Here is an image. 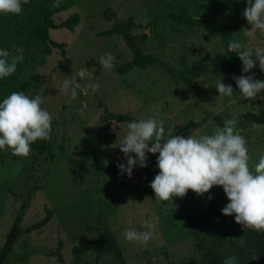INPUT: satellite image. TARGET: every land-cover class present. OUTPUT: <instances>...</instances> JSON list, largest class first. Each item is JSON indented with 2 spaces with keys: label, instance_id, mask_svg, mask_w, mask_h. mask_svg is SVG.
I'll list each match as a JSON object with an SVG mask.
<instances>
[{
  "label": "rangeland",
  "instance_id": "374dc122",
  "mask_svg": "<svg viewBox=\"0 0 264 264\" xmlns=\"http://www.w3.org/2000/svg\"><path fill=\"white\" fill-rule=\"evenodd\" d=\"M186 1L77 0L73 7L53 16L55 23L74 13L80 17L71 32L50 31L52 40L65 44V57L53 49L45 64L36 66L38 88L28 93L52 97L42 105L53 117L51 138L38 141L50 145L53 160H48L46 153L32 151L28 158L13 159L10 150H0V251L27 192L31 194L21 226L29 227L42 220L47 212L50 220L17 239L9 264H190L201 259L195 243L204 230L227 237L235 227L242 229L234 216L222 214L221 209L229 201L221 187H214L203 197L189 191L184 198L157 201L144 168L136 167L131 178L125 173L126 188L111 170L113 165L126 161L118 147L131 122H106L99 104L113 115L127 114L134 121L155 117L163 122L165 137L174 135L175 126L185 128L177 135L184 138L195 130L197 136L212 134L217 128L213 117L217 115L225 121L246 111L264 110V100L249 102L240 96L232 79L234 73L225 71L223 64L226 51H232L231 40L253 49L264 47V34L257 31L255 39H251L243 33L251 30L243 16L248 0H239L237 8L222 14L200 9L210 26L230 28L224 39L168 17ZM153 16L158 18L154 30H150L146 26ZM129 17L139 25L132 34L148 36L146 53L177 71H183L184 63L194 69L190 85L195 96L162 68H134L125 75L97 71L96 64L106 53L115 57L113 63L117 65L131 60L123 39L98 34L110 29L114 20ZM82 68L92 71L94 82L101 85L99 90L85 91L86 80L76 76L71 87H76L77 96L73 98L70 91L59 94L66 76L72 77L74 70ZM252 74L264 81V72L258 65L249 73ZM240 75H244L242 62ZM221 76L224 83L232 85L233 97L218 98L215 85ZM259 95L264 96V92ZM81 108H85L83 117L79 114ZM240 134L247 141L250 167H254L264 155V126L250 125ZM157 159L158 154H149V169L154 177L159 172ZM209 195L213 197L211 201ZM129 199L132 202L128 203ZM209 206L216 211L211 212ZM204 214L209 215L210 225L203 220ZM145 221L156 225L153 239L146 246L127 241L124 230H147ZM104 234L113 235L119 247L117 253L103 256L99 263L92 252L73 254L75 246Z\"/></svg>",
  "mask_w": 264,
  "mask_h": 264
},
{
  "label": "clouds",
  "instance_id": "9594fccd",
  "mask_svg": "<svg viewBox=\"0 0 264 264\" xmlns=\"http://www.w3.org/2000/svg\"><path fill=\"white\" fill-rule=\"evenodd\" d=\"M28 3L29 0H0V15L18 16L23 11L22 6ZM52 6L59 7V0ZM243 16L251 25V30L243 31L245 36L255 39L257 31L264 34V0H248ZM229 48L237 53L242 62L244 75L232 77L240 96L249 102L258 98L264 100V96L259 95L264 92V81L254 74L249 75L257 65L264 72V47L253 49L249 44L231 40ZM22 60V55L11 56L7 49H0V79L15 73L18 62ZM114 60L111 53H106L100 57V64L105 70L112 71ZM76 76L86 80L85 91L91 89L96 92L101 87L94 82L92 71L82 68L74 70L72 77L66 76L59 94L70 91L73 98L77 96L76 87H71ZM215 88L218 98L234 96L232 85L224 83L223 76L218 78ZM51 98L50 95L29 96L19 91L12 92L0 102V150L8 149L14 156L28 158L33 143L51 138L53 117L42 107ZM84 113L85 108H81V117ZM238 123V118L234 116L225 120L223 127H217L210 135L197 136L198 130H195L184 138L173 134L165 137L164 124L155 117L131 122L118 147L126 164L120 163L117 167L121 174L127 173L131 178L137 166L148 167V154H158L159 172L150 183L155 200L167 202L184 198L189 191L203 197L214 187H221L229 201L221 209L222 214L234 216L236 224L245 232L251 230L264 234V155L254 167H250L247 141L238 131ZM252 126L256 127L255 123ZM208 199L211 201L213 197L209 195ZM144 228L147 230L125 229L123 235L129 242L146 246L154 237L156 225L145 221ZM232 239L241 247L247 245L244 236ZM248 251L251 253L249 260L260 259L254 248ZM223 264H239V259L233 255L225 258Z\"/></svg>",
  "mask_w": 264,
  "mask_h": 264
},
{
  "label": "trees",
  "instance_id": "16d2710c",
  "mask_svg": "<svg viewBox=\"0 0 264 264\" xmlns=\"http://www.w3.org/2000/svg\"><path fill=\"white\" fill-rule=\"evenodd\" d=\"M77 0H59V7H53L56 0H29V3L23 5V11L20 15H0V49H7L11 56H23V60L17 64L16 72L11 76L0 79V102L8 97L12 92L22 91L28 95L38 88V74L36 66L44 65L46 58L52 54L53 49H57L61 57H65V44L59 43L50 38V31L56 29H67L70 32L79 24L80 17L77 13L71 14L64 21L55 23L53 16L57 13L63 12L75 5ZM147 1V0H145ZM239 5V0H187L182 3V8L176 13L171 12L168 17L174 19L177 23H184L185 25H194L202 28L208 34L218 36L224 39L228 35L229 27H212L208 24L207 19L200 13L201 8L208 9L212 13L222 14L231 11ZM190 11L192 13H190ZM113 15V14H112ZM197 17V18H196ZM157 16H153L150 22L147 23V28L154 30L156 25ZM139 25L135 24L132 17L125 21L114 20L113 26L102 31L99 34L101 37L116 36L123 39L125 45L131 53V60L117 65L111 72L118 75H125L134 68L145 70L149 67L162 68L175 83H182L186 89L194 95V89L190 85L191 74L194 73L193 68H187L185 63L183 71H177L170 68L166 63L158 59L155 55L145 52V45L147 35H133L134 29ZM158 35V34H157ZM232 51H226L223 64L225 71L233 72L238 76L240 71L241 61ZM93 62H89L91 65ZM97 71L104 69L100 62L96 64ZM186 70V71H185ZM233 82H235L233 80ZM195 96V95H194ZM103 109V119L108 121H117L119 123L134 122V120L127 114L113 115L109 113L106 108L99 104ZM239 123L237 126L238 131H242L250 125L264 126V110L259 112L246 111L237 116ZM233 118V117H232ZM231 118V119H232ZM217 127H223L224 120L221 116L213 117ZM174 135H179L185 128L179 126L174 127ZM103 127H100V131ZM50 145L45 142L36 141L31 145L32 152L40 155L46 153L48 160H53V155L50 151ZM12 158L16 159L12 153ZM126 164V161L122 162ZM120 164V163H119ZM118 164L112 166V172L117 177L120 185L123 188L127 186L126 174H121ZM138 167V166H137ZM150 181L154 179L149 169V154H148V167L144 168ZM30 191L27 192L25 200L21 203L17 217L12 225L10 233L8 234L5 244L0 251V264H9V259L13 251V247L18 238L24 234L31 233L42 228L50 220V212L46 216L34 223L29 227L23 228L21 226L22 218L28 208V200ZM211 212H215L214 206H209ZM203 220L208 225L211 224V219L208 214L203 215ZM244 236L247 241L245 247L238 245L237 241L232 238H239ZM254 248L260 255L259 260H249L250 252L248 249ZM119 251L117 242L112 234H104L89 242L77 245L73 248V254L79 256L83 253L92 252L97 263L101 258L107 254H114ZM195 251L200 255L201 259L198 262L191 261L190 264H223L225 258L230 256H237L239 264H264V234L256 233L255 231H244L241 228L235 227L227 237H220L215 233L203 231L198 235L195 243ZM61 261V259H60Z\"/></svg>",
  "mask_w": 264,
  "mask_h": 264
}]
</instances>
